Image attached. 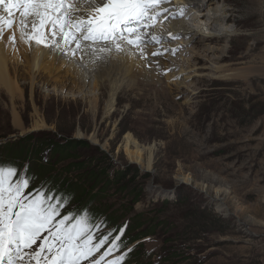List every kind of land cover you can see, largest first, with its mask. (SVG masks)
<instances>
[{
	"label": "rangeland",
	"instance_id": "374dc122",
	"mask_svg": "<svg viewBox=\"0 0 264 264\" xmlns=\"http://www.w3.org/2000/svg\"><path fill=\"white\" fill-rule=\"evenodd\" d=\"M199 2L203 9L206 0ZM205 7L193 13L186 6L172 20L196 31L188 36L170 32L169 18L158 27L171 8L160 12L141 49L157 46L162 54L135 52L140 69L132 73L131 51L99 53L102 60L88 54V63L51 47L61 61L53 65L46 58L31 73L21 49L9 50L10 68L21 79L15 97L0 90V162L27 174L26 193H51L54 177L71 190L90 187L81 171L69 169L73 162L106 173L112 181L95 184L101 199L92 207L110 208L120 222L111 217L104 228L92 222L98 238L110 236L97 257L120 235L106 259L126 258L138 248L143 264H264V0H217ZM214 12L226 16L222 31L229 36L209 28ZM211 32L215 36L206 37ZM127 72L122 86L110 80ZM31 134L90 146L60 159L35 143L20 156L16 150ZM128 136L137 144L131 152ZM116 172L124 174L114 182ZM57 190L52 195L62 197ZM70 207L64 203L61 216ZM141 222L147 236L130 241ZM123 223V230L132 227L128 235L120 233Z\"/></svg>",
	"mask_w": 264,
	"mask_h": 264
},
{
	"label": "snow or ice",
	"instance_id": "6c2138e0",
	"mask_svg": "<svg viewBox=\"0 0 264 264\" xmlns=\"http://www.w3.org/2000/svg\"><path fill=\"white\" fill-rule=\"evenodd\" d=\"M166 2L84 0L89 5L85 9L76 0H0L8 17L0 16V35L5 27H13L18 13L21 39L37 46L55 47L72 57L80 53L81 59L89 54L102 60L99 53L129 51L132 46L143 55L141 46L147 43L143 30L152 26L150 22L161 15L159 6ZM151 39L159 43L157 37ZM29 184L27 174L20 176L15 167L0 162V264H121L124 255L106 259L118 249L115 241L120 235L97 257L109 236H96L93 228L99 231V226L89 222L87 213L61 216L66 196L39 189L26 193Z\"/></svg>",
	"mask_w": 264,
	"mask_h": 264
},
{
	"label": "bare ground",
	"instance_id": "6f19581e",
	"mask_svg": "<svg viewBox=\"0 0 264 264\" xmlns=\"http://www.w3.org/2000/svg\"><path fill=\"white\" fill-rule=\"evenodd\" d=\"M174 1L175 2H171V4L170 3H163V4H161L159 6L160 9H158V11L161 12V13H163V11H164V9H166V7H169L171 9L169 10V12L167 14L162 15V17H160L161 19L158 22V24H159L158 27H162L163 25H161V22L163 24V23L166 22L164 20L169 18L168 21H170V19H171V21L169 22L168 30L170 32H172V33L173 32H178L179 33V31H181L184 34H186V36H188L189 34H192V32L195 33L196 31L195 30H190V29L187 30L186 29V25L187 24H184V21H180V20L179 21H177V20L176 21H172L174 18H177V16H179L178 14L181 13L180 10L184 9L186 6H191L192 8L190 9V11H192L194 13L195 9L203 10V9L206 8L205 6H208V4L210 6H213L214 4H217V0H213L214 3L212 2V0H206L204 8L200 9L203 5H201V2H199V0H174ZM76 3H77L78 7L82 6L83 8L87 9V7L83 6L84 5V0H80V3H82L81 5H78L77 0H76ZM193 13H192V15H193ZM222 13H223V11H222ZM5 15H6V17H5ZM213 15H214L213 18H209V28L212 26L211 30H215L216 31V29H217L218 31H222V29L225 27L224 25L226 24V21H227L226 16L224 14L220 15L218 12H214ZM0 16H4L6 19H8L7 14L2 10V8H0ZM189 16H191V15H189ZM12 19H14L13 29L10 32L6 33V30L8 28L5 27L3 29V34L0 35V90H6V92L9 93V95L11 97H15L16 93H17V87L16 86L18 85V80L21 79V73H20V71H17V70L13 73L11 68H10V63H9L8 56H9V50H10L11 46H14V47H17V48L19 47L21 49L22 53L26 57V63L30 67V72L31 73L32 72L36 73L37 71H40V69L43 67L44 59L48 58L50 63H52L53 65H56L55 64L56 62H60L61 61V57L57 53L58 51L57 50L54 51L51 47L50 48H45L42 45L37 46V45H35L34 41L33 42H29L26 38L25 39H21L20 26H19V14L17 13L15 15V17H13ZM219 28H221V30H219ZM29 30H30V26H29ZM143 31L145 32V34H147V32H151L148 29H144ZM153 32L156 33V30H153L151 35H154ZM222 33H223V35H228V36L231 34L229 30L222 31ZM207 35L208 36H206V37H212V38H213V36H215L214 33H212V32L208 33ZM13 36L15 37L14 41L12 39H10ZM198 36H199L198 32L196 34H194L195 39H197ZM147 37L148 36L145 35V39ZM8 46H10V47H8ZM133 47L134 46H132L131 49L129 50V52L131 51V53H130L131 56L128 55L129 53L126 55L127 58H128V59H126V61L128 63H131V65H130L131 73L133 72L134 69L137 71V66H138V69H140L139 68V66H140L139 64L140 63L137 61L138 58H137L136 55H134V53L137 52V54H138L141 50L134 51ZM148 49H149L148 51L142 49V51L145 52V55L149 54V53L151 54L153 52H157V50H158L157 46H154V47H151V48L149 47ZM11 50H12V48H11ZM50 52H52V53H50ZM126 52L127 51H125V53ZM67 56H69L71 59H73V58L74 59L81 58V54L80 53H78L75 57H72L70 55H67ZM91 58H92V56L89 57L88 54H83V59H85L88 63L91 62ZM94 62H95V60H94ZM70 64H71V67L74 70H77L76 69L77 66L74 65V62L73 63L70 62ZM147 64H150V63L147 62L144 65H147ZM122 65H124V64H122ZM121 68H120L119 72H121ZM123 69L125 71V67ZM77 71L79 72V70H77ZM128 74H129L128 72L124 73V74H120V73L112 74L110 80H113L116 83L118 82L119 85H117V87L120 86V85L122 86V84H124V83L126 84V80H127L126 77H127ZM142 74H143V72H142ZM34 79H35V76H34ZM84 79L87 80V77L84 76ZM115 82H113V83L115 84ZM125 141H126V149L128 150V152H131L129 150V148L131 146L137 148V144L135 142H133L131 136L126 137ZM139 152L140 151H138L137 155L135 156L136 157L135 160H140L141 159V157H140L141 156V152L140 153ZM132 154L134 155L135 153H132ZM150 163H151V160H150ZM150 163H149V165H151Z\"/></svg>",
	"mask_w": 264,
	"mask_h": 264
},
{
	"label": "trees",
	"instance_id": "16d2710c",
	"mask_svg": "<svg viewBox=\"0 0 264 264\" xmlns=\"http://www.w3.org/2000/svg\"><path fill=\"white\" fill-rule=\"evenodd\" d=\"M63 134V133H60ZM43 135V134H42ZM54 138L51 137H47V136H41V138L37 139L34 138V135L31 134L30 136L26 137L25 139L22 140V148L16 150V152L20 153V156L22 154V151H24V147H26V145L31 146L32 144L34 145L35 143L40 144V148L41 150H45L47 149L48 151H51V153H53L54 155H56L57 153L60 154V159H64L65 156L70 157V154L72 153H76V151L80 148H88L90 145L86 140H74V139H66V144H61L58 141H55V134L53 135ZM35 146H33L34 148ZM23 149V150H22ZM20 150V151H19ZM12 154H15V151L12 150ZM10 159L12 158V155ZM103 156H107L105 153H102ZM8 159V161L10 160ZM15 165V164H14ZM88 163L87 161H82V162H73L70 163L68 165L69 169H73V171H81V180H83L85 183H87L88 185H91L88 188H81V190H71L69 189V186H67V184L63 182H61V180L58 177H54L51 178L49 181L52 183H54L53 185H51V188L53 190H51V194L56 190L57 192H59L62 197H67V199L65 200V204L69 205V212H71L72 214H77L79 213H87L90 217V223L92 222H99V224H104L102 227H106L108 224V219H110L111 217L117 222H120L119 217L117 216V212L113 211L111 212L110 208H104L105 206H103L102 208L100 207H92V205L95 204L96 201H99L101 199V197H99L98 192L96 194H94V190L97 182L103 181V178L107 179L106 182L107 184L110 183V181H112L110 179V177L107 178V174H98L95 170H92L88 167ZM72 171V170H71ZM124 174V172H123ZM122 173H118L116 172L113 178V181L116 182V179L118 178V176H122ZM92 182V183H91ZM63 188V189H62ZM89 190V191H88ZM58 196V195H56ZM60 196V195H59ZM63 203V204H64ZM76 203L74 206H72V204ZM104 209V210H103ZM127 224L123 223L122 224V234H126L128 235L129 232H131L132 227L129 226L128 229H125L124 227H126ZM142 227V222L139 224H136L135 226V230L134 231H139L136 235L132 236V238L130 239V241H134L136 239H141L143 236H147L148 232H142L140 231ZM153 232V231H152ZM121 233V232H120ZM109 234V232L107 233ZM109 236V235H107ZM110 237V236H109ZM116 252V251H114ZM145 255H142V252L140 250H138V248H136V250L133 252H129L126 256V258L122 261L123 264H143L142 262H140V257H144Z\"/></svg>",
	"mask_w": 264,
	"mask_h": 264
}]
</instances>
